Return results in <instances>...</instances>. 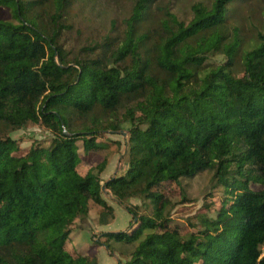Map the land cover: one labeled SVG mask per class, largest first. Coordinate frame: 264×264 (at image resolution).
<instances>
[{
    "label": "trees",
    "instance_id": "1",
    "mask_svg": "<svg viewBox=\"0 0 264 264\" xmlns=\"http://www.w3.org/2000/svg\"><path fill=\"white\" fill-rule=\"evenodd\" d=\"M82 1L0 0L11 19L0 21V264H98L65 250V230L89 217L91 203L100 226L115 220L104 188L138 222L96 241L112 253V243L136 245L117 264H264V31L247 49L230 28L242 0L195 5L189 23L157 0H133L122 31L112 22L115 33L71 49L65 36ZM212 55L225 62L211 64ZM28 124L52 138L24 153L2 134ZM121 132L128 169L103 185L122 143L100 140ZM82 152L106 156L81 175ZM206 171L223 191L220 206L190 222L187 237L170 229L161 188ZM133 199L153 214L140 215Z\"/></svg>",
    "mask_w": 264,
    "mask_h": 264
},
{
    "label": "rangeland",
    "instance_id": "2",
    "mask_svg": "<svg viewBox=\"0 0 264 264\" xmlns=\"http://www.w3.org/2000/svg\"><path fill=\"white\" fill-rule=\"evenodd\" d=\"M213 0H157V5L164 9L169 7L180 21L189 23L193 18L192 8L195 5H209ZM133 0H86L79 2L71 10L74 20V30L66 34L65 38L71 49H79L82 45L89 43L90 37L103 40L104 35L115 33L112 29V22H115L117 29L122 31L125 27L124 21L132 14ZM163 11H155L150 22L151 26L156 25L165 18ZM86 19H90L87 22ZM11 20L8 11L0 9V21ZM228 25L231 29H238L241 33L245 48L249 49L256 42L257 32L264 31V0H242L233 5L228 14ZM86 24V25H85ZM80 29V33H78ZM116 32H119L116 30ZM254 43V44H253ZM211 64H222L225 62L223 55L210 57ZM128 125L125 126V129ZM17 141L22 152H27L35 141H49L52 138L51 132L42 125H26L15 131H7L2 134ZM128 135L105 134L100 141L109 142L111 140L120 141V149H112L109 157V164L102 174L103 185L110 180L118 171L128 169L127 149L125 146ZM106 156V152L85 154L82 152L83 162L78 166L81 175L86 174L90 168L100 164ZM214 173L206 171L199 176L184 180L182 184L172 183L161 188L164 194L171 200V206L167 210V215L171 217L170 229L177 226L182 229L188 237L192 227L190 222L198 224L202 216L213 218L216 209L221 202L222 190L214 189L212 183ZM184 196L190 201L181 203ZM105 199L110 203L116 212V218L108 225H99L100 208L91 203L90 215L85 220H77L69 230L70 238L65 244V250L72 255L86 254L97 256L98 264H117V260L128 259L133 253L136 245L112 243L114 253L108 251L102 245H96V241L103 240V233L122 232L133 229L137 225L134 218L121 204L110 199V195L105 194ZM128 206L138 207L140 215L151 216L153 206L149 202L133 199L128 202ZM188 229V230H187ZM264 254V249H263Z\"/></svg>",
    "mask_w": 264,
    "mask_h": 264
},
{
    "label": "water",
    "instance_id": "3",
    "mask_svg": "<svg viewBox=\"0 0 264 264\" xmlns=\"http://www.w3.org/2000/svg\"><path fill=\"white\" fill-rule=\"evenodd\" d=\"M124 136H126V133L125 132H121ZM115 176V175H114ZM104 193L107 195V192H106V189L104 188L103 189ZM110 199H113L111 196H110ZM125 208V206H124ZM106 249L108 250V248L106 247Z\"/></svg>",
    "mask_w": 264,
    "mask_h": 264
}]
</instances>
